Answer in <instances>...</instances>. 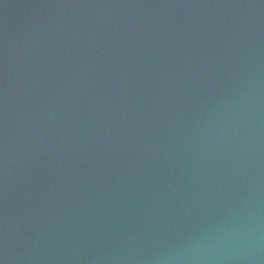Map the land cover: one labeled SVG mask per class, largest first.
<instances>
[{
    "label": "water",
    "instance_id": "water-1",
    "mask_svg": "<svg viewBox=\"0 0 264 264\" xmlns=\"http://www.w3.org/2000/svg\"><path fill=\"white\" fill-rule=\"evenodd\" d=\"M0 264H264V0H0Z\"/></svg>",
    "mask_w": 264,
    "mask_h": 264
}]
</instances>
